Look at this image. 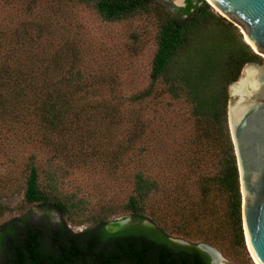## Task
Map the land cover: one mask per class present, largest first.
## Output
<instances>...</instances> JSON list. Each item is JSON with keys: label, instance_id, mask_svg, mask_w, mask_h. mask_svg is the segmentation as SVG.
Instances as JSON below:
<instances>
[{"label": "trees", "instance_id": "trees-1", "mask_svg": "<svg viewBox=\"0 0 264 264\" xmlns=\"http://www.w3.org/2000/svg\"><path fill=\"white\" fill-rule=\"evenodd\" d=\"M42 2L24 0L26 18L10 32L0 27V185L21 168L33 206L0 225V264H211L172 235L248 254L229 87L264 59L240 28L207 0ZM80 6L108 23L154 20L147 86L125 93L123 66L98 57L104 50L72 15ZM85 169L104 172L118 199L76 232L69 221L89 210L60 183ZM8 211L0 201V218ZM54 211L68 220L54 225ZM111 216L136 224L111 232Z\"/></svg>", "mask_w": 264, "mask_h": 264}, {"label": "rangeland", "instance_id": "rangeland-1", "mask_svg": "<svg viewBox=\"0 0 264 264\" xmlns=\"http://www.w3.org/2000/svg\"><path fill=\"white\" fill-rule=\"evenodd\" d=\"M167 6H183L184 0H159ZM55 0H43L41 5L53 4ZM26 5L24 0H0V27L8 32L26 18ZM42 7H39V10ZM56 12L57 28L64 25L63 17L67 14L66 8ZM216 10V9H215ZM51 10L48 12V14ZM53 13V12H51ZM72 15L77 17V21L88 29V40L93 41L95 46H101L103 54L98 57L115 60L125 70L126 77L125 93L131 94L142 89L149 83L152 61L156 51L155 36L157 32L156 23L146 17L136 18L127 22L108 23L94 11L87 7L80 6L78 9L71 10ZM219 13V12H218ZM220 14V13H219ZM264 59V55H261ZM264 65V62L261 63ZM230 100V99H229ZM5 176V171H0V180ZM13 182L3 188L0 185V201L11 206L12 211H8L0 218V225L11 220L15 216H24L31 209L32 205L27 204L24 199L25 183L21 174V168H18L13 175ZM60 188L63 193H76L78 198L86 204L89 212L87 217L83 218L76 214L75 222L69 221V227L76 232L94 227L98 221L93 220L95 216L102 214L101 206L118 198L115 197L117 190L110 188V183L106 179L104 172L94 169L74 170L70 174L61 178ZM122 196V195H121ZM125 195L123 194L122 197ZM37 208V207H36ZM54 225H59L68 220L60 212L52 213ZM122 216V215H118ZM118 216H111L110 220H116ZM33 221H39L41 216L36 213L30 216ZM174 240H184L192 244L206 243L202 240L187 239L179 235H172ZM222 255L220 264H257L249 250L247 240V252H225L224 246L213 245Z\"/></svg>", "mask_w": 264, "mask_h": 264}, {"label": "water", "instance_id": "water-1", "mask_svg": "<svg viewBox=\"0 0 264 264\" xmlns=\"http://www.w3.org/2000/svg\"><path fill=\"white\" fill-rule=\"evenodd\" d=\"M207 1L240 28L257 53L264 55V0ZM229 95L228 117L240 171L246 240L258 264H264V65L247 63L240 77L230 84ZM130 221V217H120L108 230L117 231ZM144 224L154 226L149 221ZM197 247L214 258L212 249L219 252L206 243Z\"/></svg>", "mask_w": 264, "mask_h": 264}, {"label": "flooded vegetation", "instance_id": "flooded-vegetation-1", "mask_svg": "<svg viewBox=\"0 0 264 264\" xmlns=\"http://www.w3.org/2000/svg\"><path fill=\"white\" fill-rule=\"evenodd\" d=\"M127 218V217H126ZM131 218V217H130ZM117 220V219H116ZM116 220H114V221H116ZM133 221H132V219H131V221L129 222V223H127L126 225H128V224H130V223H132ZM111 223H113L112 221L107 225V229H109V226L111 225ZM132 224H136V222H134V223H132ZM144 224V223H143ZM123 228V227H122ZM121 228V229H122ZM121 229H119V230H121ZM119 230H117V231H119ZM117 231H111V232H117ZM173 242H175V243H177V244H179V245H185V246H195L196 248H198L197 247V244L195 245V244H192V243H189V244H181V243H179V242H176L175 240H174V238H170ZM199 249V248H198ZM200 250H202V249H200ZM203 252H206V251H204V250H202ZM207 254H209L210 255V258H211V264H214V259L216 260V264H217V260L218 259H221L222 260V257L220 256V255H218V254H215V258L210 254V253H208V252H206Z\"/></svg>", "mask_w": 264, "mask_h": 264}, {"label": "bare ground", "instance_id": "bare-ground-1", "mask_svg": "<svg viewBox=\"0 0 264 264\" xmlns=\"http://www.w3.org/2000/svg\"><path fill=\"white\" fill-rule=\"evenodd\" d=\"M247 241H248V240H247ZM248 245H249V243H248ZM208 249H209V248H208ZM211 249H212V248H211ZM212 251H213L215 254L220 255L219 252L217 253V250H213V249H212ZM250 251H251V248H250ZM251 253H252V251H251ZM252 256H253L255 262L258 264V262L256 261V259H255L254 255H253V253H252ZM215 262H216V260H215ZM220 262H221V259H218V260H217V264H220Z\"/></svg>", "mask_w": 264, "mask_h": 264}]
</instances>
